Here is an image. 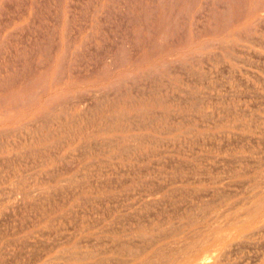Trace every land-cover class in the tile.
Instances as JSON below:
<instances>
[{
  "label": "rangeland",
  "instance_id": "rangeland-1",
  "mask_svg": "<svg viewBox=\"0 0 264 264\" xmlns=\"http://www.w3.org/2000/svg\"><path fill=\"white\" fill-rule=\"evenodd\" d=\"M140 263L264 264V0H0V264Z\"/></svg>",
  "mask_w": 264,
  "mask_h": 264
},
{
  "label": "bare ground",
  "instance_id": "bare-ground-1",
  "mask_svg": "<svg viewBox=\"0 0 264 264\" xmlns=\"http://www.w3.org/2000/svg\"><path fill=\"white\" fill-rule=\"evenodd\" d=\"M263 193V192H262ZM260 203V202H259ZM151 205V204H150ZM252 207V206H251ZM255 209V208H254ZM245 210V209H244ZM247 211V210H246ZM242 212V211H241ZM249 212V211H248ZM246 219V218H245ZM232 225V224H231ZM240 226V225H239ZM214 228V227H213ZM207 231V230H206ZM216 232V231H215ZM217 234V233H216ZM226 234V233H225ZM229 234V233H228ZM173 235V234H172ZM194 238V237H193ZM213 238V237H212ZM211 238V239H212ZM223 238V237H222ZM214 239V238H213ZM196 244V243H195ZM209 244V243H208ZM202 245H204V244H202ZM199 246H200V244H199ZM230 246V245H229ZM186 247H188V246H186ZM191 247V246H190ZM193 247H195V245L193 246ZM203 247V246H202ZM198 248V247H197ZM172 250V249H171ZM181 250V249H180ZM179 250V251H180ZM184 250V249H183ZM193 250V249H192ZM201 250V249H200ZM185 251V250H184ZM138 252V251H137ZM169 252V251H168ZM197 252V251H196ZM176 253V252H175ZM165 255V254H164ZM185 255V254H184ZM183 255V256H184ZM188 255H189V253H188ZM174 257V256H173ZM168 258V257H167ZM180 258V257H179ZM184 258V257H183ZM155 259V258H154ZM158 261H160V260H158ZM172 261H173V259H172ZM201 261H203V260H201ZM213 261V260H212ZM191 262V261H190ZM205 262V261H204ZM147 263V262H146ZM169 263V262H168ZM141 264V263H140Z\"/></svg>",
  "mask_w": 264,
  "mask_h": 264
}]
</instances>
